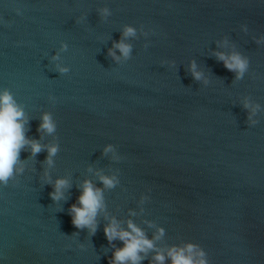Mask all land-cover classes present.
Here are the masks:
<instances>
[{
	"label": "water",
	"instance_id": "95a60500",
	"mask_svg": "<svg viewBox=\"0 0 264 264\" xmlns=\"http://www.w3.org/2000/svg\"><path fill=\"white\" fill-rule=\"evenodd\" d=\"M125 25L137 36L126 41L131 59L117 63L108 49ZM261 38L264 0H0V90L24 106L30 139L59 145L50 168L47 151H22L23 174L0 185V264H109L123 247L105 237L113 218L149 239L163 229L155 244L165 254L191 243L208 264H264ZM231 51L249 60L240 80L214 55ZM192 61L207 84L192 78ZM57 64L70 71L61 75ZM245 99L261 106L254 126ZM45 112L55 135L37 131ZM109 144L119 161L104 154ZM97 173L118 183L105 188ZM58 178L71 187L56 203L49 193ZM85 180L106 206L95 235L69 215ZM155 254L141 264H155Z\"/></svg>",
	"mask_w": 264,
	"mask_h": 264
},
{
	"label": "clouds",
	"instance_id": "9594fccd",
	"mask_svg": "<svg viewBox=\"0 0 264 264\" xmlns=\"http://www.w3.org/2000/svg\"><path fill=\"white\" fill-rule=\"evenodd\" d=\"M20 10L17 9L19 14ZM98 13L102 18L111 15V11L107 7L98 9ZM86 14L77 19V22H83ZM247 29L245 28V31ZM148 35L147 32L144 33ZM136 28L125 25L121 32V39L114 41L112 48L108 49V56L113 61L120 63L121 60L128 61L132 55V45L126 41L129 38H136ZM264 38L258 39L260 43ZM225 40L224 44L227 45ZM147 47V45H145ZM67 50V44L61 45V51ZM117 51L119 55H117ZM217 60L223 63L228 71L235 74V79L240 80L249 69V60L237 51L231 52H215ZM60 59L59 54L52 57L53 61ZM56 70L61 74L70 71L68 67L56 65ZM189 71L192 78L199 82L203 80L207 84V79L200 71H196L195 61L190 64ZM49 99L55 103V97L50 96ZM260 105L253 104L248 99L243 102V108L248 111L249 126H254L258 121L253 119L260 109ZM41 122L37 129L38 132H44L47 135H55L57 131V123L52 113L45 112L41 116ZM28 117L25 113L24 106L18 103L13 93L5 88L0 90V185L7 186L10 180H15L18 175L23 174L26 161L21 160V152L25 149L30 150L31 157H35L42 151H47L44 163L50 168L54 165V157L59 151V145L52 143L42 145L37 139L29 138L26 135ZM112 153V159L119 161L120 156L116 153L114 146L109 144L104 148V154ZM91 171V169H89ZM100 182L105 188H113L118 183L116 176H107L97 173ZM44 182L51 183L47 169L44 172ZM70 182L66 178H58L52 184L53 190L49 193L53 202L58 203L65 200V191L70 188ZM81 189L77 203L69 208L72 225L79 230L88 229L89 235H95L97 231V216L105 209L103 190L93 185L90 180H85L79 186ZM163 229H159L157 235L153 239L147 238L144 231L136 226L131 220L127 222V230L120 227L119 223L113 218L111 222L105 226L104 234L109 243L119 239L123 242V247L114 251L109 264H141V261L147 257L149 251H155L153 260L155 264H165V260L170 259L171 264H208L206 253L197 245L186 244L184 247L172 246L167 253L156 248L155 241L163 236Z\"/></svg>",
	"mask_w": 264,
	"mask_h": 264
}]
</instances>
